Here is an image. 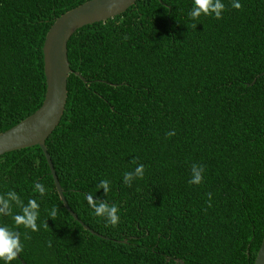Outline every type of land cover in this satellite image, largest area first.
<instances>
[{"label": "trees", "instance_id": "obj_1", "mask_svg": "<svg viewBox=\"0 0 264 264\" xmlns=\"http://www.w3.org/2000/svg\"><path fill=\"white\" fill-rule=\"evenodd\" d=\"M83 1L0 0V131L41 104L45 33ZM220 2L219 19L201 13L193 27V0H135L71 34L64 110L44 144L89 229L64 207L38 145L4 152L0 195L39 205L35 231L0 213L22 243L8 264L253 263L264 234V0ZM137 164L143 176L126 184ZM193 164L204 166L199 183ZM88 196L117 206L115 225Z\"/></svg>", "mask_w": 264, "mask_h": 264}, {"label": "water", "instance_id": "obj_2", "mask_svg": "<svg viewBox=\"0 0 264 264\" xmlns=\"http://www.w3.org/2000/svg\"><path fill=\"white\" fill-rule=\"evenodd\" d=\"M134 2L135 0H85L58 15L47 29L42 44L45 78L42 102L32 113L0 131V154L35 144L41 148L59 198L72 217L85 229H89L88 226L69 208L64 198L44 140L57 125L64 110L67 76L72 72L67 60V40L77 28L117 15ZM108 4H112L110 10L107 8ZM74 74L78 73L74 71ZM90 231L97 234L91 229ZM176 260L183 263L178 258ZM21 263L26 264L23 260ZM252 264H264V234Z\"/></svg>", "mask_w": 264, "mask_h": 264}, {"label": "clouds", "instance_id": "obj_3", "mask_svg": "<svg viewBox=\"0 0 264 264\" xmlns=\"http://www.w3.org/2000/svg\"><path fill=\"white\" fill-rule=\"evenodd\" d=\"M233 7L239 8L238 2H233ZM112 4H108L107 8L110 10ZM224 5L220 0H193L192 7L188 12V16L193 20V27L195 21L201 13L209 15L210 13L217 19L221 15V10ZM195 18V19H193ZM169 135L171 133H168ZM143 164H137L133 171H125L123 173V179L126 184H130L133 177L143 176ZM192 177L189 183H199L202 179L201 173L204 171L203 165L192 166ZM99 188H103L104 192L108 191V181L100 180ZM34 190L41 196L45 193V188L40 182L34 184ZM210 195V194H209ZM89 204L93 207L94 213L98 216H105L107 221L113 225L118 220L117 206L115 204L109 205L104 201L95 202L92 196H88ZM15 205L19 211L13 212L12 206ZM39 212V205L35 199L29 198L27 202H23L20 197L14 191H7L3 195H0V213L4 215H11L16 225H23L30 228L32 231L37 229L36 219ZM55 207L50 212V216H55ZM22 250V243L20 241V233L7 224H0V260L4 264H8V261L12 260Z\"/></svg>", "mask_w": 264, "mask_h": 264}]
</instances>
